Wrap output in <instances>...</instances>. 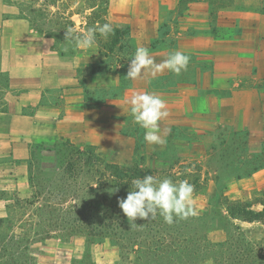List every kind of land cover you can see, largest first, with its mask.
<instances>
[{
  "label": "crops",
  "instance_id": "crops-1",
  "mask_svg": "<svg viewBox=\"0 0 264 264\" xmlns=\"http://www.w3.org/2000/svg\"><path fill=\"white\" fill-rule=\"evenodd\" d=\"M50 5L56 12L57 6ZM76 5L66 12L70 34L59 24L51 33L32 22L17 2L0 0V203L9 212L0 215L4 221L17 218L22 211L16 202L30 197V160L37 144H115L120 128L115 118L127 113L130 98L116 94L96 105V90L164 92L169 117L209 118L212 127L198 124L204 132L221 122L247 131L264 123L262 1L98 0L80 9ZM106 22L114 28L107 39L97 32L94 47L76 46L74 37ZM138 47L149 51L155 65L181 51L190 56L187 71L177 76L165 68L155 77L143 72L125 84L122 75ZM103 66L106 71L97 73Z\"/></svg>",
  "mask_w": 264,
  "mask_h": 264
},
{
  "label": "rangeland",
  "instance_id": "rangeland-1",
  "mask_svg": "<svg viewBox=\"0 0 264 264\" xmlns=\"http://www.w3.org/2000/svg\"><path fill=\"white\" fill-rule=\"evenodd\" d=\"M17 2L34 22L41 24L44 30L57 33L55 29L70 34V21L66 15L67 9L77 4L74 9H80L85 4H94L98 0H6ZM264 3V0H260ZM50 4L57 6L56 12H51ZM51 6V5H50ZM44 8L45 10H42ZM50 9V10H47ZM59 24V28L55 25ZM68 34V35H69ZM93 69V67H90ZM104 66L97 73L105 72ZM121 80L127 84L128 78L122 75ZM117 92V91H116ZM96 90L93 96L96 105L104 98H112L116 94L129 99L133 94L116 93ZM160 96L165 101L166 93L148 92ZM115 118L120 126L118 139L112 146L98 148L91 146L96 154L107 161L120 165L131 166L137 163L141 168L151 171V176L160 180L171 179L179 184L187 179L194 185V199L197 215L186 220H178V230L184 235H192L199 242L206 243V247L217 249V253H224L234 234L233 247L244 244L241 237L247 239L264 235V225L257 222H245L221 218L225 214L224 206L234 200L251 201L255 208H261L264 202V123L253 131L235 130L232 126L222 127L221 123L213 130L201 131L211 126L212 120L199 115L192 117H168L159 122L160 134L166 135L163 145L149 144L144 140L145 129L133 122L129 112ZM260 108L256 109V119L260 117ZM258 115V116H257ZM245 119V118H244ZM242 119V120H244ZM203 124L198 127V124ZM262 126V129L259 127ZM212 127V126H211ZM170 130V131H169ZM114 140V138H113ZM51 143L37 144L32 148L30 165L32 173L35 169H48L53 166V153L47 152ZM254 169V170H253ZM251 171L248 175L247 172ZM237 175H240L238 178ZM3 196L5 195L4 192ZM13 194V193H12ZM11 194V195H12ZM8 195V193H7ZM12 198V196H11ZM26 212H29L27 209ZM8 210L0 203V215L6 216ZM220 213H222L220 215ZM13 214V213H12ZM11 217V216H10ZM4 221L0 231L7 233L9 227ZM235 226L240 227L238 231ZM175 229L174 226H171ZM56 236L49 237L31 244L27 255H31L36 264H71L74 259H80L90 253L95 264H117L118 248L110 240L90 243L84 235L76 233L65 235L62 231H55ZM242 239V240H241ZM206 240V241H205ZM130 259L134 254L129 255ZM207 257L201 264H212Z\"/></svg>",
  "mask_w": 264,
  "mask_h": 264
},
{
  "label": "trees",
  "instance_id": "trees-1",
  "mask_svg": "<svg viewBox=\"0 0 264 264\" xmlns=\"http://www.w3.org/2000/svg\"><path fill=\"white\" fill-rule=\"evenodd\" d=\"M46 150L53 153V166L35 169L36 174L30 172V197L16 202L22 212L8 220L7 233L0 231V264H36L27 255L31 244L56 236L57 230L66 236L82 234L90 243L113 241L119 251L117 264H201L207 257L212 264H264V235L241 237L244 244L233 247V234L227 241L228 249L217 253V249L195 239L197 236L178 230L179 219L175 217L172 225L159 215L153 220L129 221L118 200L126 198L134 179L151 175L137 163L127 166L110 162L91 146L81 148L67 140L55 141ZM261 205L255 208L251 201L234 200L224 206L226 213L220 215L231 222L264 225V202ZM3 223L0 219V229ZM235 228L240 231L239 226ZM130 254H134L133 259ZM71 264L95 263L86 253Z\"/></svg>",
  "mask_w": 264,
  "mask_h": 264
},
{
  "label": "clouds",
  "instance_id": "clouds-1",
  "mask_svg": "<svg viewBox=\"0 0 264 264\" xmlns=\"http://www.w3.org/2000/svg\"><path fill=\"white\" fill-rule=\"evenodd\" d=\"M97 32L107 39L114 33V28L111 23L107 22L98 28H89L82 35L74 37L76 46L83 49L94 47L97 43ZM189 61V55L175 51L170 53L162 64L155 65L149 51L144 47H138L129 63L126 77L136 80L142 76L143 72H150L155 77L157 72L165 68L179 76L182 71H187ZM128 104L133 122L145 129L144 140L149 144H165L166 135L162 138L159 122L170 115L166 101L160 96L142 92L134 93L128 100ZM132 186L126 198L118 200L122 213L131 222L138 218L153 220L159 215L163 217L166 224L172 225L174 217L186 220L197 215L194 185L190 184L187 179L176 184L168 178L160 180L147 175L134 179Z\"/></svg>",
  "mask_w": 264,
  "mask_h": 264
}]
</instances>
